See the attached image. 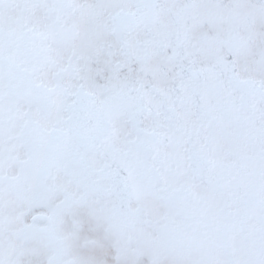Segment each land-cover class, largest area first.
Here are the masks:
<instances>
[{
    "label": "snow or ice",
    "instance_id": "snow-or-ice-1",
    "mask_svg": "<svg viewBox=\"0 0 264 264\" xmlns=\"http://www.w3.org/2000/svg\"><path fill=\"white\" fill-rule=\"evenodd\" d=\"M0 264H264V0H0Z\"/></svg>",
    "mask_w": 264,
    "mask_h": 264
}]
</instances>
